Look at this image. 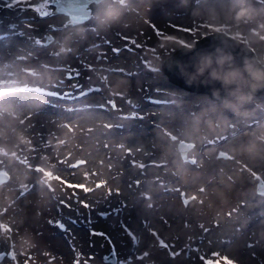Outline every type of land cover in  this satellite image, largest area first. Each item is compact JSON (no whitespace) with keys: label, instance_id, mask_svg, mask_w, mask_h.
<instances>
[{"label":"rangeland","instance_id":"obj_1","mask_svg":"<svg viewBox=\"0 0 264 264\" xmlns=\"http://www.w3.org/2000/svg\"><path fill=\"white\" fill-rule=\"evenodd\" d=\"M203 1H205V4L206 1L209 2V0H126V3H124L122 7L123 9L128 8V13L123 14L119 21L133 18L145 21L156 17L155 19L158 20L154 19L152 22L153 29L155 30L158 28L164 32H162L160 36L162 39L166 40V45L168 46L163 53H154L155 59L153 58L150 61L148 60L149 58L147 59L146 57L150 55L151 52L145 47V45L149 43V36L146 34V31H144V23H137L136 29L141 27L138 31L132 30V32L119 37L118 41L112 38L111 33L115 24L108 28H103L98 25L96 13L102 7L103 0L98 2L90 1L88 4L90 8L89 17L86 21H82L81 23L70 24L67 20V16L62 12L55 13V16H52L50 14V11H52L51 8L53 7L51 0H31L30 4H39L36 10L41 9L36 12L33 18L24 17L13 19L11 21L12 23L5 24L0 21V34L3 35H8L12 30L19 31L17 32L18 35L23 32L39 36L46 30L54 33L53 42L51 41L46 45L51 47L41 48V53L32 46L34 43L31 42V39L22 40L23 44H20L19 48H17L10 42L12 39L11 35L7 38H0L3 40L0 41V86L21 82H28L30 84L37 83L42 84L52 95L59 93L64 97V100L60 98L51 100L46 96L47 94H43L41 98L45 101L41 103L40 100L36 99L34 103L31 98L32 94L27 90H22L18 93L10 91L0 92V108L8 107L6 104L4 105V103H8L7 98L9 101L14 100L12 106H10L12 110L8 107L9 111H2L0 113L4 115V118L0 117V136L3 135V131L8 138L0 142L2 145L6 143V146H8L6 147L8 150L4 149V151H0V179L2 178L0 181V193L4 192L0 198H8L5 201L13 205L20 197H26L27 194H22L29 190L38 194L35 200L33 196L30 198L31 200L36 202L39 200V197L42 200L41 202L39 201L38 206L30 209L28 205L31 203L22 199L24 205L17 202L13 210L7 209V216H5L6 212H4V208L0 209V214L4 216L3 218L7 217V221H9L12 226H14L15 223L18 224L20 219H23L29 229L33 228L31 236L34 235L40 238L41 233L44 234L42 231V224H39L41 223L40 220H42L43 223L51 220L49 225L46 224L51 231L47 233V236L49 237V234L52 233L50 237H52L51 239L53 240H55L53 236H58L54 227V221L56 220L61 222L60 227L65 230L61 229L65 232V237L69 234L67 243L70 248L67 243L58 236L61 241V251L56 252L54 249L45 247L48 249V252L42 255L45 249L43 248L42 252L41 248L44 246H40V248H35L31 244L30 246H26L23 233L21 231L17 232V229L13 230V234L17 233V239L15 240L17 250L19 251L21 249L20 252L23 253L25 262L31 258H35L38 259L39 262H42V264H60L59 258L62 255H66L67 264H75L76 260L79 264L78 258H80V264H108L101 257L105 251L110 250L108 246H112L111 250H114L118 254H120L119 250L126 245L128 248L132 249L131 251H133V254L142 250L143 244L147 242V231L136 230L135 226H139V219L137 215L134 214V210H130L136 208V203L141 208L138 215H141L147 212L143 210V208H148V204L141 201L138 195H133L132 198V190L137 188V183L132 178V173H128L130 171L122 173L125 179L127 194L130 196L127 202L128 206L123 208L118 214L119 210L113 206V202L104 200L111 189V184L114 183V180L121 174L119 169L127 170L124 164L120 162V157H122L124 151L134 149L137 144L144 142V149L146 151L148 148L152 147L156 153L167 156L162 149L163 147L157 150L158 143L156 142L155 144L154 142L155 139L161 140V137L165 136L164 132L159 130L160 133H155L154 138L152 136L147 137L150 134L148 131L144 130L149 126H156L159 124V121L155 119L154 115L149 114L150 111L159 109L169 120H172L171 114H173V116L178 115L179 119H182V117L185 118L188 123H186L183 128L188 129L190 135L196 134L199 147L202 146L205 141L212 140L213 135L220 132L217 129L223 130V128H227L229 116L216 117L217 121L221 124L219 127L215 126L218 123L214 124V117L213 115L211 116L212 110H221L225 108L223 102H212L202 93H188L187 90L176 87L167 81V77H165L159 63L161 58L165 57L168 52H171V50L177 47L178 41L191 43L195 37L211 29H223L225 32L233 34L242 44H248L254 47L260 59L264 60V4H259L256 3L255 0H250L251 5L257 10L258 14L251 21L237 22L234 19V13L231 11L232 0H220L217 1L216 4H206V6H202ZM154 4H159L157 6V11L152 7ZM199 4L201 5L198 6ZM227 4L230 6H227ZM221 7L226 8L227 11L223 10ZM145 8L146 10H144ZM206 8H210L211 10L205 12ZM173 17H176L178 21L179 18H181V20L184 19V21H180L183 22L182 25L170 21V18L174 20ZM187 20L192 21L187 22ZM169 24L181 30H186L180 34L183 37L174 36L167 28L162 29V26ZM209 24L212 25L208 27ZM106 30V34L102 33V31ZM138 32L142 34L140 37ZM84 33L86 34L83 36ZM100 35L104 36L103 39H99ZM124 38L130 43L133 41L132 44L137 42L136 48L129 46L128 42L123 40ZM40 41L42 42L43 39ZM120 41L122 42L120 43ZM59 45H61V47ZM70 46L72 48H70ZM99 46L110 51V53L107 54L108 59L111 58V60H108L109 66L119 65L124 69H129H122L124 72L127 71L125 74L123 72L111 70V67H108V74H113L111 80L114 81L119 77L117 75V73H119L124 75V78L122 77L124 80L117 78L121 83L133 82L136 83L137 86L131 84L130 89L126 88V93L107 88L108 85L102 87L101 90L99 86L96 88L98 91H90V93L84 96L74 97L76 92L81 93L82 90H85V88H88L89 85L95 82L102 84V82L99 81L101 73L98 74L94 67L83 63H88L87 59L86 61L83 59L84 56L88 58V56L92 54L94 57L96 53L95 50L102 51L98 49ZM167 49L170 50L168 51ZM86 50L88 51L83 53ZM124 50L127 53L123 55L118 54L119 51ZM47 53H49L47 57H50L46 60L49 68L41 66V68L38 69L39 72H46L42 74H36V70L24 64L21 59V57L27 59L30 58V56H38L41 58V56ZM53 55L62 57L63 62H60L57 58L53 59ZM73 64L82 72V77L85 76L82 80L79 79L77 81L75 77L74 79L66 80L68 76H64V73L61 72L63 69V67L61 68L62 65L68 67L73 66ZM25 66H27V69L31 70L29 73L30 77L28 76V72H26L27 70H25ZM76 66L74 67L76 68ZM70 71L75 73L74 68H70ZM17 72L19 73L17 74ZM86 77L95 78L94 80H86ZM142 80H145L146 83L145 90L142 92L144 99L140 96V89H138L141 87ZM73 85H76V87H73ZM110 86L114 88V86ZM155 91L158 92L156 93ZM25 94L27 96L24 97ZM184 95H190V98ZM66 96L68 99L65 98ZM148 96L159 97L160 99H158L157 102L159 106L147 101ZM70 97L74 98L70 99ZM110 100L114 101L116 105L111 107L108 103ZM51 103L59 106L54 107ZM144 104L147 105V110H149L148 114L140 113L138 110ZM253 104L254 107L252 109L234 111V116H236L238 122H243L247 114L253 112L254 108L259 107L256 101H254ZM68 105L73 107L69 113H67L66 108ZM78 105H83L84 107L78 111L76 107ZM99 105H103L104 108H100ZM181 106L192 108L193 113L191 115L188 114V110L181 108ZM244 110H247L246 114H243ZM155 115L159 116L160 114L158 113ZM257 116H259V114ZM173 118L175 119L176 117ZM256 129L257 126H254L253 128L246 129L244 132L251 133ZM200 132L206 134L202 136V139L198 135ZM236 136H238V134L234 136V139L229 138L228 142L224 144L232 143L234 155L236 154L244 158L247 154L238 150L243 143L241 138ZM0 139L2 138L0 137ZM152 143L155 145H152ZM168 145H165V150L168 149ZM25 149L29 152L27 153ZM21 153L24 155L28 154L27 158H29V160L24 161L21 160L20 157H17V154ZM208 153L209 155H214V148L210 149ZM4 157H9V159H5ZM215 158V156L208 157V159L211 160ZM263 158L264 156L254 162L260 170H264V163H262L264 160ZM198 159L200 163L205 162L204 158L198 157ZM174 162L173 159L168 167L174 166ZM25 163H27V165H25ZM33 164H37L44 171L50 170L52 175L54 174L52 188H54L53 191L55 193L51 192L50 189L46 190L43 188V185L39 182V178H37V172L35 173L31 168ZM72 165H79V167H72ZM215 165H217L216 162L211 164V166ZM236 166L238 165H227L226 169L228 171H234ZM173 169V167L170 168L169 172ZM218 171L224 172V169ZM214 172L215 171L212 170L207 173ZM191 174L193 173L184 172L178 179L181 180L183 176H186L188 181L192 182L194 180L189 179ZM103 175H106L107 178ZM172 175L175 176V173ZM240 176H243L244 181L247 180L245 175L238 174V177ZM201 178L202 175H200V179ZM250 178L253 179L251 175ZM76 181L78 183H76ZM63 182L65 185H63ZM66 183L69 185H79L81 183L87 186L88 190L83 193L80 189L67 187ZM229 184L230 182H228V186L223 188L225 190L223 191L224 193H220L219 191L218 193H212L209 200L211 203L215 204L218 202L216 196L222 195V201H226L225 213L219 217L215 226L207 231L206 235L201 237L202 239H197L195 248L181 250L180 255H182L183 258L181 264H212L206 262L205 257L211 255L207 261L212 260L213 257L219 259L222 253L241 264H264V249H262V246H264V195L257 193V190L252 189V187H247L245 189L234 183L233 187L229 186ZM226 189H229V192H226ZM260 192L264 194L262 189H260ZM73 193H75V195H73ZM232 193L238 194L237 196L235 194V196L229 200V195ZM51 194L55 195V199L50 197ZM118 197L119 195H117V198ZM62 200L71 206H63L60 203ZM206 200L208 201V197ZM1 201L2 199L0 202ZM79 201L87 202L90 205V210H88L87 213L84 211ZM172 206L171 204L167 205V210L163 208V211H171ZM156 209L159 210V207H156ZM42 210L45 211L43 212ZM42 213L45 215V219H42ZM148 213L152 214V210ZM188 213H190L189 218L193 221L202 218L199 207L192 208ZM229 213L231 215H229ZM35 222H37L36 226ZM124 224L130 226L137 233L138 240L134 241V243L133 240L125 236L127 234L124 235L122 231V226ZM46 225L44 229L48 232V230H46ZM189 227L190 231H197L194 223L189 225ZM92 229L99 233L91 234L90 231H92ZM178 229L177 227H173L170 231L175 230L180 232ZM57 230H59V228ZM24 233L26 234V232ZM92 235H96L97 237L93 238ZM106 239L107 241H111V243L107 244ZM255 239H257V242L252 241ZM151 241L153 245L155 238H152ZM150 244L151 243H149V245ZM5 246L4 241L2 242L1 240L0 252L5 250ZM230 247L231 250H233L232 252L229 250ZM60 248L58 246L56 247L57 250ZM148 251L147 253H149V255L143 258V264H150L151 262H155L154 264L165 263V260H162L167 258L165 255H163L164 258L158 257V259L162 261H152L151 257H155L150 254L152 253L151 249H148ZM169 261L170 260L167 261L168 264H176L175 262L170 263ZM0 264H9L8 256L5 255L4 252L3 256L0 258Z\"/></svg>","mask_w":264,"mask_h":264},{"label":"clouds","instance_id":"obj_2","mask_svg":"<svg viewBox=\"0 0 264 264\" xmlns=\"http://www.w3.org/2000/svg\"><path fill=\"white\" fill-rule=\"evenodd\" d=\"M124 3L126 0H103L96 13L98 25L108 28L117 23L123 15ZM231 11L237 22L251 21L258 14L250 0H232ZM192 48L194 45L189 46V50ZM178 67L189 85L198 82L207 86L218 82L221 87L212 89L213 96L219 98L223 89L222 102L233 111H239L258 90L264 89V64L248 57L238 63L231 51L221 47L201 52L190 64L180 63ZM238 150L253 158L264 156V124Z\"/></svg>","mask_w":264,"mask_h":264},{"label":"bare ground","instance_id":"obj_3","mask_svg":"<svg viewBox=\"0 0 264 264\" xmlns=\"http://www.w3.org/2000/svg\"><path fill=\"white\" fill-rule=\"evenodd\" d=\"M217 1H220V0H209V2H207L206 1V4H216V2ZM223 1V0H222ZM203 3V4H202ZM201 4H202V6H206V4H205V1H203ZM201 4H199L198 6H200ZM159 5V4H158ZM157 4H154L152 7H153V9L154 10H156L157 11V6H158ZM162 5V4H161ZM227 6H230V5H228L227 4ZM226 6V7H227ZM130 8V7H129ZM221 8H223V7H221ZM151 9V8H150ZM159 9H161V8H159ZM144 10H146V8L144 9ZM208 10H211L210 8H206V10H205V12L206 11H208ZM223 10H226L227 11V9L226 8H223ZM219 11H221V10H219ZM222 12V11H221ZM125 13H128V8L127 9H123V14H125ZM170 17V16H169ZM156 17H154V19H155ZM158 18V17H157ZM174 18V20H172L171 18H170V21H173L174 23L176 22L177 24H181L182 25V23L183 22H180V21H184V19L183 20H181V18H179V21L176 19V17H173ZM154 19H150V20H145V21H140L139 19H135V18H133V19H123V20H121V21H118L117 23H115V26H114V28H112V31H111V33H112V38H114L116 41H118L119 40V37H121V36H124V34H128V33H130V32H132V30H136V31H138L139 29H136V24L138 23H144V25H143V28H144V31H146V34L149 36V43H147L146 45H145V47L146 48H148V50H150V52H151V54L150 55H148V56H146L147 57V59L150 61L151 59H153L154 58V53H156L157 52V54H161V53H163L164 51H165V49L167 48V46L168 45H166V40L165 39H162L161 38V34H162V32H163V30H160V29H153V26H152V22L154 21ZM160 19V18H159ZM168 19V18H167ZM155 20H158V19H155ZM190 21H192V20H187V22H190ZM199 21V20H198ZM157 25H158V23H157ZM212 24H209L208 25V27L209 26H211ZM159 26H161V25H159ZM174 25H171V24H169V25H165V26H162V29H165V28H167V30L170 32V33H172L174 36L175 35H177V36H179V37H183V36H181L180 34L181 33H183L184 31H186V30H181L180 28H177V27H173ZM221 28V27H220ZM143 31V32H144ZM196 32V31H195ZM199 32V31H198ZM102 33H104V34H106L107 33V30L106 31H102ZM164 33V32H163ZM167 33V32H166ZM99 34V33H98ZM138 34H139V37H140V35H142L141 33H139L138 32ZM169 34V33H168ZM167 34V35H168ZM197 34V33H196ZM164 36H166V35H164ZM176 36V37H177ZM103 35H100V37H99V39H103ZM94 38V37H93ZM113 39V40H114ZM107 40V39H106ZM112 40V41H113ZM123 40H126L127 42H128V45L129 46H131V47H133V48H136V43L137 42H135V43H130L127 39H123ZM176 40H178V39H176ZM98 42V41H97ZM106 42V41H105ZM122 41H120V43H121ZM175 42V41H174ZM100 44V43H99ZM113 46H114V44H113ZM97 47V46H96ZM170 47V46H169ZM168 47V48H169ZM80 48V47H79ZM98 49H100V50H102L103 51V53H102V55H101V59H104L106 56H107V54H109L110 53V51L108 50V49H106V48H102L101 46H99L98 47ZM174 49V48H173ZM79 50V49H78ZM126 50H128V49H126ZM168 50V49H167ZM170 50V49H169ZM168 50V51H169ZM172 51V50H171ZM125 53H127L125 50L124 51H119L118 52V54H121V55H123V54H125ZM169 53V52H168ZM90 54V53H89ZM136 54V53H135ZM87 56H88V54H87ZM120 56V55H119ZM159 56V55H158ZM166 56V55H165ZM160 58V57H159ZM155 59V58H154ZM68 61V60H67ZM108 65H110V64H107L106 66H108ZM109 67V66H108ZM110 67H113L114 69L116 68V69H123V70H129L128 68H123V67H121V66H119V65H115V66H110ZM152 69H155V68H153V67H151ZM42 73H46V72H42ZM127 73V71L125 72V74ZM102 74H104L105 75V81H103V83H102V85H101V90H102V87H105V85H109V83H110V85H112V86H114V88H116V87H119V90H121V92L122 91H126V88H128V89H130L131 88V84H135V86H137V84L136 83H133V82H131V83H121V81L120 80H122L123 78H124V75H121V74H119V73H117V75L119 76V77H117L118 79H120V80H118L117 78L113 81V80H111L112 79V75L113 74H108V72H104L103 70H102ZM123 77V78H122ZM127 77V76H126ZM125 77V78H126ZM124 80V79H123ZM26 85V86H32V84H30V83H28V82H21V83H11V84H8V85H1L0 86V89L1 88H5V87H11L12 85ZM37 84V83H36ZM39 85H42V84H39ZM119 85H122V86H119ZM36 87H38V86H36ZM133 89V88H132ZM156 93L158 92V91H155ZM159 96V95H158ZM154 98H158V97H154ZM50 99H53V98H50ZM7 101H8V103H4V105L6 104L8 107H10V106H12V104H13V101L14 100H12V101H9L8 100V98H7ZM35 101H36V99H34L33 98V100H32V102H34L35 103ZM8 107H5V108H3V107H1L0 108V113L2 112V111H9V108ZM16 107V106H15ZM10 109L12 110V107H10ZM4 115H3V113L2 114H0V117H2V118H4L3 117ZM9 120H13V119H9ZM14 128V127H13ZM13 128H11V129H13ZM159 133H160V131H159ZM158 133V134H159ZM2 136H0L2 139H0V142H3V140H7L8 138L6 137V135L3 133V131H2ZM162 135V134H161ZM34 145V144H33ZM6 147H8V146H6V143H5V145H2L1 143H0V150H3L4 151V149H7ZM165 149H166V147H165ZM8 150V149H7ZM12 151H16V150H12ZM24 151V150H23ZM25 151L28 153L29 151L27 150V149H25ZM27 155L28 154H17V157H20L21 158V160H24V161H28L29 160V158H27ZM237 157H239V155H236ZM248 157H249V159H248ZM261 157L262 156H258V157H255V158H253V157H250L248 154H247V156L245 155V157L243 158V157H239V158H241V160H243V161H246V160H249V163H248V165H246V166H240L239 168H242V169H248V170H250V169H256V168H259L258 166H257V164L255 165L254 164V162L257 160V159H261ZM5 159L7 158V159H9V157H4ZM231 158H235V156H231ZM230 163H232L231 161H226L225 160V162H223V163H220V162H216V164L218 165V166H225V165H227V164H229L230 165ZM262 163H264V160L262 161ZM246 164V163H245ZM25 165H27V163H25ZM24 165V166H25ZM217 165H215V166H217ZM230 167V166H229ZM12 169V168H11ZM235 170L237 169V168H234ZM260 169V168H259ZM43 173L44 174V177H45V180L46 181H48L49 182V186H50V189H54V188H52V185H53V181H54V178H53V175H52V173H51V171L50 170H40V173ZM226 173H228V172H226ZM228 177V176H227ZM40 182V181H39ZM42 184V183H41ZM63 185H65L64 184V182H63ZM66 185H68L67 183H66ZM242 188V187H241ZM246 189V188H245ZM6 190V189H5ZM88 190V189H87ZM87 190H86V192H87ZM32 192V193H31ZM52 192H54L53 190H52ZM2 193H4V192H1L0 193V196L1 195H3ZM216 193H218V191L216 192ZM25 194H27V196L25 197V196H23V197H20L16 202H15V204H13V205H10L9 203L10 202H6L5 200L6 199H8V198H0V200L2 199V201L0 202V209L1 208H4V207H2V206H5V211L4 212H6V215L5 216H7V209L8 210H13V208L15 207V205L17 204V202H19L20 204H22V205H24L23 204V201H22V199H24L26 202H29V203H31V204H29L28 206L30 207V209H32L33 207H35V206H38V203H39V201L41 202L42 200L40 199V197H39V200L38 201H34L35 200V197H37L38 196V194H35L34 193V191H29V190H27V192H25V193H23L22 195H25ZM29 194V195H28ZM235 194H236V196H237V194L238 193H232V194H230L229 195V200H231V198H233L234 196H235ZM11 195V194H10ZM37 195V196H36ZM8 196V195H7ZM12 196V195H11ZM33 196V198H34V200H31L30 198ZM222 199H223V196L222 195H218V196H216V200L218 201V202H216L215 204H217V205H220V204H222V203H224L223 201H222ZM29 200H31V201H29ZM6 202V203H5ZM226 202V201H225ZM5 203V204H4ZM4 204V205H3ZM37 204V205H36ZM226 204V203H225ZM234 206V205H233ZM19 207V206H18ZM228 208V207H227ZM234 208V207H233ZM236 208V207H235ZM17 209V208H16ZM35 209V208H34ZM38 209V208H37ZM36 209V211L38 212V210ZM171 209V208H170ZM40 210V209H39ZM172 210V209H171ZM227 210H229V209H227ZM43 211V210H42ZM45 211V210H44ZM43 211V212H44ZM10 213V212H9ZM36 213V212H35ZM37 214V213H36ZM43 214V213H42ZM202 214V213H201ZM202 216V215H201ZM2 217H4L2 214H0V221L1 222H3V224L6 226L5 227V229L4 230H0V242H1V240H2V242L4 241V243H5V245L7 246V243H6V241L8 240V239H10L11 238V243H12V247H13V249H12V252L15 254V256L17 257V260H18V262L19 263H22V264H42V262H39V260L38 259H35V258H31L30 260H28L27 262H25V257H23V253H21L20 252V250L18 251L17 250V247H16V243H15V240L17 239L16 238V234L17 233H15V234H13V230H16L17 229V232L18 231H21L22 233H23V239H24V242H26V246H30V244L31 245H33L35 248H40V246H44V247H42L41 248V250H43V248L45 249V250H47L48 251V249L47 248H45V247H48L49 249L51 248V249H54V251H61V249L62 248H60L61 247V241L59 240V237L58 236H53V238L55 239V240H53V239H51L52 237H50V236H52L51 234H49L50 236L48 237L47 236V231H45V229H44V226H45V224L47 223H43L42 222V220H40L41 221V223H39V224H42V231L44 232V234L43 233H41V235H40V238H38V237H35L34 235L33 236H31V233H32V229H29V227H28V225L26 224V222L23 220V219H20L19 220V222H18V224L17 223H15L14 224V226H12V224L9 222V221H7L8 219H6V218H4L5 220L3 221V219H2ZM192 218V217H191ZM34 220V219H33ZM39 221V220H38ZM36 223L37 222H35V226H36ZM48 225H49V222H48ZM178 229V228H177ZM46 230H49L50 231V228L48 227L47 228V226H46ZM178 230H182L181 229V227H180V229H178ZM24 232H26V234L24 233ZM21 233V234H22ZM154 233H159L158 232V227L157 226H155V228H154ZM91 236V235H90ZM154 236H156V238H161L160 237V235L158 234V236L157 235H154ZM68 237H69V234H68ZM92 237L94 238V237H97L96 235H92ZM60 239H61V237H60ZM162 239V238H161ZM152 240V239H151ZM253 242H257V239H255V240H252ZM18 242V241H17ZM59 242V243H58ZM257 245V244H256ZM6 246H5V248H6ZM59 247L60 249H56V247ZM63 247V246H62ZM31 248V247H30ZM155 248L158 250V251H156L157 252V254L156 255H158L159 256V258H164V256H162V252L164 251V250H162V248H157V246H155ZM173 250H174V256L171 258V259H169V257L167 256V254L165 255L166 257H168V260H170L169 262L170 263H176V264H181L182 263V260H183V258L176 252V250L173 248ZM229 250H230V252H232L233 250H231V247L229 248ZM229 250H228V252H229ZM263 251V250H262ZM68 252V251H67ZM69 253V252H68ZM263 253H264V251H263ZM6 254V253H5ZM161 256V257H160ZM225 257H227L226 255H224ZM40 257V256H39ZM211 257V255H209V256H206L205 257V261L207 262V260L209 259ZM228 258V257H227ZM166 259V258H165ZM23 260V261H22ZM167 260V261H168ZM173 260H175V261H173ZM171 261H173V262H171ZM213 261H215L214 259H212V260H209L208 262H212L213 263ZM230 261H233L231 258H230ZM8 263L10 264V261L8 260ZM214 264V263H213Z\"/></svg>","mask_w":264,"mask_h":264},{"label":"water","instance_id":"obj_4","mask_svg":"<svg viewBox=\"0 0 264 264\" xmlns=\"http://www.w3.org/2000/svg\"><path fill=\"white\" fill-rule=\"evenodd\" d=\"M90 1L97 2L99 0H69L70 4L68 5H65L66 0H53V3L55 4V11H65V13L68 15V18L70 19V23H77L85 20L89 16L90 8L88 7V4ZM191 45H194V48L191 50H189L190 45L188 47L181 45L174 49L167 55V57L162 59L160 67H162L164 73L174 83L195 91H207L209 96L216 100H220L225 95L223 89H221L219 98L213 96L212 89L221 87L218 82L207 86L198 82H194L193 84L189 85L186 82V77L181 74L178 64H190L195 60L199 53L211 52L217 47L224 48L226 51H231L235 55L238 63L241 62L245 57H248L254 59L257 63L264 64L256 57V54L253 52L251 46L249 47L246 44L241 45L236 37L229 33L227 34L223 30L207 31V33L195 38L194 43ZM263 91L264 89H260L256 93H261ZM182 145L183 144H181V146ZM1 255L2 253H0V257ZM108 258L113 262L115 261V258L111 253H109ZM119 263L124 264L123 261L114 262V264Z\"/></svg>","mask_w":264,"mask_h":264},{"label":"flooded vegetation","instance_id":"obj_5","mask_svg":"<svg viewBox=\"0 0 264 264\" xmlns=\"http://www.w3.org/2000/svg\"><path fill=\"white\" fill-rule=\"evenodd\" d=\"M256 101V103L259 104V107L257 108H254L253 109V112L247 114L244 119H243V122H238L237 119H236V116H234V111L228 107H225L223 108L222 110H212L211 112V116L213 115L214 117V121H215V124L216 126H220L221 124L217 121L216 117H222V116H229V120H228V126L229 127H233L234 124L236 125H239L241 127H244L245 125V120L248 118V117H254V116H257L258 114H263L264 116V94L262 96H258V97H252L251 100H249L248 102H246L242 107L241 109H252L254 107V104L253 102ZM247 113V110H244L243 111V114H246ZM262 123H264V119L259 121V124L261 125ZM136 215L138 217H140V215H138V213H136ZM141 228V226L139 227ZM119 252L121 253L117 258H123V259H126L128 258L129 261L127 260L126 263H131V264H143L144 262H142L143 259L135 256V257H130V255L133 254V251H131V249H128V246H124L122 247ZM105 253V252H104ZM103 253V255H104ZM147 264V263H146Z\"/></svg>","mask_w":264,"mask_h":264},{"label":"snow or ice","instance_id":"obj_6","mask_svg":"<svg viewBox=\"0 0 264 264\" xmlns=\"http://www.w3.org/2000/svg\"><path fill=\"white\" fill-rule=\"evenodd\" d=\"M15 2L16 3H20L21 2V0H15ZM25 2H26V0H25ZM255 2L256 3H259V4H264V0H255ZM68 4H70V2H69V0H66V3H65V5H68ZM189 31H191V30H189ZM133 42V41H132ZM131 42V43H132ZM182 43V45H184L185 47H188L189 45H188V43H185V42H181ZM114 71H117V72H123V70L122 69H117V70H114ZM76 75H78L77 73H76ZM71 76H72V73H69L68 74V78L69 79H71ZM73 87H76V85H73ZM92 91H98V89H92ZM87 93L86 92H84L83 90L81 91V95H86ZM108 103H109V105L112 107L113 105H116L115 104V102L114 101H108ZM252 127H254V125H252ZM229 139V137H227V136H225L224 138H223V140L225 141V142H227V140ZM131 150H129V152H130ZM63 163V162H62ZM72 167H79V165H72ZM137 184H139V181H137L136 182ZM101 186H103V185H101ZM67 187H71V188H80V186L79 185H67ZM84 188H86V186H83ZM108 194L109 195H111L112 193H111V190H109V192H108ZM73 195H75V193H73ZM60 203L63 205V206H71L70 204H68V203H66L65 201H60ZM79 203L80 204H82V206L83 207H89L90 208V205L87 203V202H84V201H79ZM229 215H231L230 213H229ZM151 235H157L158 236V234L157 233H151ZM160 247H164L165 249H168L170 246H169V244H167V243H163V244H161L160 245ZM149 255V253H143V256H141V257H139V258H141V259H143L144 257H147ZM78 261H79V264H80V258H78ZM75 264H78V262H77V260L75 261ZM223 264H237V262L236 261H230V259L229 258H227V257H225V258H223Z\"/></svg>","mask_w":264,"mask_h":264}]
</instances>
